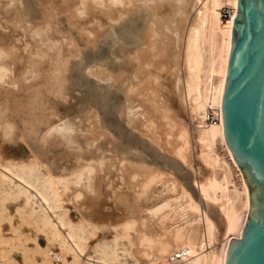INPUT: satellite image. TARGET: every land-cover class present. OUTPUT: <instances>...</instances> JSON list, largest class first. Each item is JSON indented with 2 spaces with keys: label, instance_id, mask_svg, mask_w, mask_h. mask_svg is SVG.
Segmentation results:
<instances>
[{
  "label": "bare ground",
  "instance_id": "obj_1",
  "mask_svg": "<svg viewBox=\"0 0 264 264\" xmlns=\"http://www.w3.org/2000/svg\"><path fill=\"white\" fill-rule=\"evenodd\" d=\"M63 6L91 10L94 41ZM237 6L0 0L39 53L0 36V246L23 257L0 264H225L251 204L222 118Z\"/></svg>",
  "mask_w": 264,
  "mask_h": 264
},
{
  "label": "water",
  "instance_id": "obj_2",
  "mask_svg": "<svg viewBox=\"0 0 264 264\" xmlns=\"http://www.w3.org/2000/svg\"><path fill=\"white\" fill-rule=\"evenodd\" d=\"M226 144L250 191L242 235L225 264H264V0H238L222 97Z\"/></svg>",
  "mask_w": 264,
  "mask_h": 264
},
{
  "label": "rangeland",
  "instance_id": "obj_3",
  "mask_svg": "<svg viewBox=\"0 0 264 264\" xmlns=\"http://www.w3.org/2000/svg\"><path fill=\"white\" fill-rule=\"evenodd\" d=\"M224 12H230L228 9H225L223 11V18L227 19L228 17H224ZM62 17L69 16L73 19H76L79 22V27L82 30L85 38L87 41H93L97 38V34L93 35L91 33V27H92V20L93 15L90 9L86 11L83 15H78L74 13L73 9L68 10L67 6L61 7V11L59 13ZM0 36L3 38L8 44L15 45V48L20 51H24L26 48L31 47L33 50V55L36 57H39V53L36 54V51L38 50L37 44L38 41L32 42L31 34L29 30H27L23 25H15L13 22L0 17ZM96 38H95V37ZM95 38V39H94ZM53 40H57L56 38H53ZM72 43L68 40L66 41L65 45L63 46V51H66L68 47H70ZM5 88H14L15 90H18V87H15L13 84L6 82L4 84ZM6 205L9 208V214L14 215L15 209L14 205L15 203L13 201H7ZM71 212L74 213L73 209H71ZM145 215V213H144ZM14 223L19 227L20 230V242L22 244H25L27 246H33L34 245V238H38V241L42 243V245H46V240L44 238L43 234H38L34 229L31 228L29 225H22L19 226L18 218L16 216L13 217ZM1 230L2 235L5 237L13 236V232L11 230L10 226V220L5 219L1 222ZM4 249H10V256L18 260L19 262H23V257L20 253V251L17 248H9L6 246H0V250ZM54 253H59V248L55 245L52 247ZM60 256V254H59ZM131 263V260H130Z\"/></svg>",
  "mask_w": 264,
  "mask_h": 264
},
{
  "label": "built area",
  "instance_id": "obj_4",
  "mask_svg": "<svg viewBox=\"0 0 264 264\" xmlns=\"http://www.w3.org/2000/svg\"><path fill=\"white\" fill-rule=\"evenodd\" d=\"M229 12H224V17H229Z\"/></svg>",
  "mask_w": 264,
  "mask_h": 264
}]
</instances>
